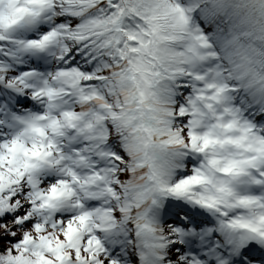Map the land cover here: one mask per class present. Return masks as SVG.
<instances>
[{"label": "snow or ice", "instance_id": "snow-or-ice-1", "mask_svg": "<svg viewBox=\"0 0 264 264\" xmlns=\"http://www.w3.org/2000/svg\"><path fill=\"white\" fill-rule=\"evenodd\" d=\"M0 264H264V0H0Z\"/></svg>", "mask_w": 264, "mask_h": 264}]
</instances>
